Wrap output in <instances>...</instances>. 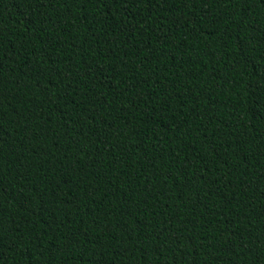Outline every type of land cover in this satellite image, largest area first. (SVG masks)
<instances>
[{"label": "trees", "instance_id": "1", "mask_svg": "<svg viewBox=\"0 0 264 264\" xmlns=\"http://www.w3.org/2000/svg\"><path fill=\"white\" fill-rule=\"evenodd\" d=\"M0 264H264V0H0Z\"/></svg>", "mask_w": 264, "mask_h": 264}]
</instances>
